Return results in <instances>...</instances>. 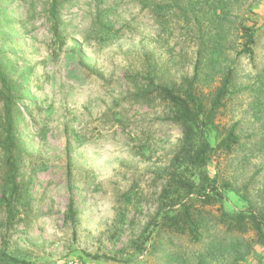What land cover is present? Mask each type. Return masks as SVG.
<instances>
[{
    "label": "rangeland",
    "instance_id": "374dc122",
    "mask_svg": "<svg viewBox=\"0 0 264 264\" xmlns=\"http://www.w3.org/2000/svg\"><path fill=\"white\" fill-rule=\"evenodd\" d=\"M95 3L118 30L110 40L85 38ZM179 3L173 24L162 27L138 0H62L57 16L65 44L55 61L48 0H0V70L15 83L18 180L28 189L11 225H0V245L5 241L9 254L25 264H198L200 257L207 264H264V245L250 239L251 229L232 234L219 220L223 212L251 208L264 223V0ZM214 12L222 15V25ZM241 24L254 31L252 57L237 54ZM215 29L223 37L222 56L203 70L207 78L200 88L209 99L228 69L232 82L208 137L214 143L233 128L237 142L231 152L217 151L207 166L219 182L229 181L230 190L200 206L205 232L194 242L155 224L164 180L154 170L166 165L181 128L161 104L139 102L127 75L140 71L144 53L152 51L170 66L165 71L174 81L182 73L190 76L203 40L206 53L199 52L211 58L215 44L208 36ZM67 145L74 224L63 218ZM1 159L0 150V179ZM130 187L136 198L117 222V199Z\"/></svg>",
    "mask_w": 264,
    "mask_h": 264
},
{
    "label": "trees",
    "instance_id": "16d2710c",
    "mask_svg": "<svg viewBox=\"0 0 264 264\" xmlns=\"http://www.w3.org/2000/svg\"><path fill=\"white\" fill-rule=\"evenodd\" d=\"M61 1L48 0L46 17L51 33L49 52L55 61L58 60L65 44L59 30L57 16L58 5ZM138 2L142 9L146 8L162 27L168 20L173 24L174 9L182 7L179 0H138ZM100 5L102 4L95 3L93 20L85 37L87 41L110 40L118 32L111 22L104 19V9L100 8ZM214 14L217 19L219 18L218 25H222V15H218L216 12ZM209 22L215 23V18L209 19ZM240 29L244 41H242L241 49L237 54L244 53L252 57L254 31L252 27L245 24H241ZM208 37L213 41L210 46L215 44L211 50V58L201 55L199 52L206 53L207 43L203 40L201 44L204 46L202 49L198 47L199 51L198 54L196 53V59L192 65V74L188 76L182 73L180 81L172 79V75L165 71L170 66L156 61L152 51L144 53V59H142L144 66L142 65L140 71L127 75L135 88L134 94L139 102L149 106L155 103L161 104L165 109L167 108V116L181 128L180 138L166 165L154 170V177L164 180L157 196L156 220L158 221L155 224L178 234L188 235L194 242L200 241L203 238V232H205L201 207L224 199V192L230 190L229 181L219 182L215 175L209 174L207 166L217 151L231 152L237 142L233 128L223 138L215 139L214 143H211L208 137L213 130L216 112L223 104V99L230 93L232 82V70L228 69L221 72L220 84L210 94L209 99L200 88V83H204L207 78L206 71L203 70L218 63L219 57L222 56L219 41H223V37L220 30L215 29ZM197 38H202V35H198ZM14 87L15 83H12L8 76L0 70V103L2 106L0 110V150L2 153L0 208L4 213L0 225L5 224L7 227L14 221L19 206L25 203L28 195L27 186L18 180L20 140L17 134ZM65 148L67 154L65 184L67 203L63 218L65 223L74 224L77 221L75 187L68 145ZM135 198L136 192L133 187L119 195L118 205L115 207L117 222L124 220L127 207L133 203ZM219 220L226 224V231L232 234H243L251 229L255 235L250 239L264 245L263 219L251 208L248 211L223 212ZM208 254L210 252L205 255ZM0 264H25V261L9 254L5 241H3V245H0ZM198 264L207 263H204L200 257Z\"/></svg>",
    "mask_w": 264,
    "mask_h": 264
}]
</instances>
